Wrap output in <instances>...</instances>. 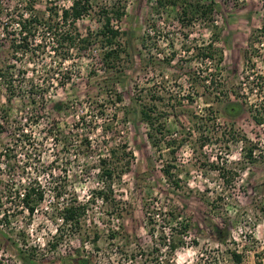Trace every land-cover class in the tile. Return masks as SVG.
<instances>
[{
    "label": "rangeland",
    "instance_id": "obj_1",
    "mask_svg": "<svg viewBox=\"0 0 264 264\" xmlns=\"http://www.w3.org/2000/svg\"><path fill=\"white\" fill-rule=\"evenodd\" d=\"M93 1L94 11L78 23L83 36L100 29V8L111 7L114 3L125 7V16L120 23L115 24L123 33L121 42L125 49L122 55L125 76L116 80V89L123 102L116 108L107 110L104 120L96 118L94 114L92 126L77 130L76 125L84 115L88 103L99 97H107L106 91L111 89L108 88L111 81H108L112 75L102 68L101 48L96 47L90 58H77L57 73L56 86L50 89L45 98L43 114L46 118L34 125L33 120L29 119L32 112L30 99L22 94L28 91V83L24 80L35 77V83H40L43 87L46 84L45 70L51 66L52 61L47 56L39 60L36 67L32 64L26 70L27 76L19 74V71H25V65L22 62L17 64L15 81L17 85H22V91L18 90L17 96L10 97L6 84L0 80V155L10 147L15 150L13 156L16 157L11 162L12 168H15L12 171H9L5 159L2 160L0 181H14L19 185L24 181L26 184L30 178L37 177L34 167L40 171L45 168L53 171L55 177L60 180L64 181L65 177H68L71 189H75L77 197L84 201L100 185L98 171L94 167L101 155H108L111 148L122 149L126 146L129 152L126 163H130L129 168L122 180L115 185L117 199L122 201L126 209L124 219L114 223L123 233L121 240L119 239L122 246L136 249L138 245H151L153 241L149 235L147 214L161 215L157 223L164 226L162 219L167 212L177 210L184 218L190 220L191 229L186 246L175 254L174 264H237L232 257L233 252L243 256L241 264H264V125H256L248 112L251 103H256L257 97H251V103H244L245 111L240 117L228 120L223 108L215 104L212 96L206 95L203 88L196 90L193 94L194 104L190 105L186 100L189 94L186 77L179 81L175 78L179 75L176 69L167 70L164 74L169 77V88L174 93L181 92L180 95H183L181 98L168 97L165 102L168 107H172L176 100L179 101L176 105H181L176 110L169 109L172 116L167 123L168 128L174 132V137L175 133L183 135L180 125L188 130L193 129L192 113H202L206 107H214L218 121L206 147L203 148L200 142H194L200 137V133H194L191 142L181 146L175 157L169 155L168 148L160 151L147 136L149 128L142 122L141 107L135 100L136 85L145 83L142 67L147 52H144L143 44H150L147 37L149 21L156 20L162 36H168L153 41L156 42L153 51L156 56L163 51L167 54L173 51L182 54L181 47L186 40L180 35L176 37L179 32L174 20L167 22V25L172 26L169 31L162 29L165 25L161 18L152 12L150 0ZM203 1L216 4L215 19L222 29L219 45L224 51V76L230 84L239 85L245 77L243 54L247 49L248 40L264 21V3L259 0ZM28 3L30 0H0V71L5 70L8 64H14L9 49L10 38L8 39L4 29L8 28V20L17 19L18 15L26 13ZM71 4V0H34L33 15L47 19L50 7L57 6L60 10L69 8ZM14 29L12 26L9 32L15 31ZM202 30L198 25L186 45H194L196 40L209 41L210 33ZM55 62L57 63V60ZM258 66L261 67V64ZM194 68L198 66L195 64ZM152 70L151 78L160 80L161 70ZM65 74L69 75V82L62 79ZM61 80L65 85L61 86ZM59 104L61 110L56 108ZM107 125L112 126V129L105 131ZM228 127L235 129L236 139L226 145L225 141L221 142L219 133L222 131L220 128L226 130ZM52 128L67 132L73 130L77 141V135L89 136L96 152L90 154L89 158L73 151L61 152V147L54 148L51 141H47ZM15 129L28 131L27 133L33 136V145L28 146L27 142L19 141L15 149L11 141V134ZM245 139L257 145L256 162L252 164L244 158ZM163 161H172L176 167L172 172L181 180V189H174L167 183L161 172ZM220 161L227 164L224 167L236 169L238 174L234 188L225 187L219 173L212 167L213 163ZM41 181L46 182L44 178H41ZM6 206L0 208V264H75L76 256L70 252L67 245L62 246L57 254L48 250V242L56 230L46 217V204L31 220L27 213L20 215L15 211V216L9 218L10 225L4 217L8 210ZM103 211L101 204L95 207L98 216L103 215ZM216 228L228 231L226 244L219 242L220 235ZM105 239L104 237L99 244L103 250L108 247ZM24 247L32 248L37 259L31 263L25 261L21 256ZM72 247L78 248L79 243L74 242Z\"/></svg>",
    "mask_w": 264,
    "mask_h": 264
},
{
    "label": "trees",
    "instance_id": "obj_2",
    "mask_svg": "<svg viewBox=\"0 0 264 264\" xmlns=\"http://www.w3.org/2000/svg\"><path fill=\"white\" fill-rule=\"evenodd\" d=\"M150 1L153 6L152 12L158 15L165 25L162 29L165 28L169 31L172 26L167 25V22L174 20L176 22L174 25L179 32L176 37L183 36L186 43L190 41L193 31L198 25L202 27V31L211 35L209 41L194 39L196 40L194 45L182 44V54L174 51L167 54L163 51L156 56L153 52L156 42L153 41L156 38L164 39L168 36H162V32L159 31V23L156 20L149 21L147 37L150 44H143L144 52H147L142 67L145 83L136 85L135 100L141 107V120L149 128L147 136L156 148L160 151L168 148L169 155L175 157L181 146L191 142L194 133H200V137L194 142L202 143L201 146L204 148L207 146L210 136L213 135L218 121L214 107H206L202 113H192L193 129L188 130L180 125L183 135L175 133L174 137V132L168 128L167 123L172 116L169 114V109L176 110L181 105H176L178 100L172 107L166 106L165 102L169 99L168 97L178 96L181 98L183 95H180L181 92L174 93L169 88V77L164 74L169 69L178 71L179 75L175 78L179 81L186 77L189 83V94L186 100L190 105L194 104L193 94L197 92L196 90L199 87L203 88L204 93L212 96L215 104L217 103L223 108L224 115L228 120L240 117L245 111L244 103H251V97H257L256 103H251L248 112L252 115L256 125L263 126L264 21L261 27L253 31L248 40L247 49L244 51L245 77L239 85H232L224 76V51L219 45L222 29L215 19L216 4L203 0ZM259 1L264 3V0ZM71 2L69 8L59 10L57 6L50 7L49 17L41 19L33 15L34 0H30L26 7V13L18 15L17 19L8 20V28L4 29L8 34V39L10 38L9 49L14 64H8L5 70L0 71V80L6 84L10 97L17 96L18 90L22 91V85H17V81H15V77H17L15 73L18 71L17 64L22 62L25 65V67L23 66L25 71H19V74L27 76L26 70L32 64L36 67L39 60L47 56L52 61L51 66L45 70L44 82L46 84L43 87L40 86V83H35V77L26 79L28 81L24 80L28 83V91L22 94L27 95L30 99L32 112L29 119L33 120L34 125L46 118L43 114L45 98L50 89L56 86L57 73L66 64L73 63L77 58H90L96 47L101 48L100 64L102 68L112 75L108 81V83L111 81L108 87L111 89H107L105 94L107 97H99L88 103L84 115L76 125L77 130L84 126L86 128L92 126L94 114H96V118L104 120L107 110L116 108L123 102L122 96L116 89V80H119L120 76H125V67L123 68L122 65V55L125 49L121 42L123 33L115 24L120 23L125 16V7L114 3L111 7L100 8L98 13L100 29L83 36L79 31L78 23L94 11V1L71 0ZM10 26H13L15 31L9 32ZM195 64L198 68H194ZM259 64L261 67L258 66ZM153 68L161 70L160 80L151 78ZM68 76L65 74L62 79L69 82L70 77ZM59 83L61 86L65 85L63 80ZM56 108L61 110V105H57ZM175 118L177 117L175 116ZM108 126L105 131L112 129V126ZM232 128L228 127L226 130L220 128L222 130L219 133L222 138L221 142L225 141L226 145L236 139L235 129ZM1 130L0 126V132H2ZM27 132L23 129H15L12 132L11 141L15 149L18 147L19 141L27 142L28 146L33 145L31 143L33 136ZM77 137L78 141L73 136V130L67 132L63 129L52 128L47 141H51L54 148L61 147L63 153L73 151L77 152V155L91 157L96 150L89 136L77 135ZM244 142L246 143L244 158L252 164L256 162L257 145H253L246 139ZM14 153V149L6 148L0 155V166L2 160L5 159L9 171L14 170L15 168H12L13 165H11L12 160L16 159L13 156ZM127 158H129V152L126 146L122 149L120 147L111 148L108 155H101L98 164L94 167L98 171L100 185L84 201L77 197L75 189H71L68 177H65L64 181L60 180L55 177L53 171L45 170V168L40 171L34 167L37 177L30 178L26 184L24 181L20 182L21 185L14 181L9 183L0 181V208L6 205L8 208L4 215L6 222L10 225L9 218L15 216V211L20 215L27 213L31 220L46 204V217L50 219L56 230L48 242V250L53 254H57L62 246L67 245L70 252L76 256L75 264H174L175 254L186 246V239L191 229L190 220L184 218L177 210L167 212L162 219L164 226L157 223V219L161 215L158 213L147 214L149 235L153 241L151 245L145 247L138 245L136 249H127L122 246V243H119L123 233L120 231V227L114 226V223L124 219L126 209L122 201L117 199L115 185L122 180L124 173L129 168L130 163L128 161L126 163ZM225 165L227 164L220 161L213 163L212 167L219 173L225 187L234 188L238 173H236V169L224 167ZM174 169L176 167L172 161H163L161 169L163 176L171 187L179 190L182 188L181 180L173 174L172 170ZM41 178H44L46 182L43 183ZM98 204L104 208L103 215L98 216L95 212V207ZM216 231L220 235L219 242L226 244L228 231L224 232L218 228ZM104 237L108 242V247L105 250L101 249L99 245ZM74 242L79 243L78 248L72 247ZM21 256L28 263L37 259L36 253L28 247L21 251ZM232 257L237 264L243 262V256L237 252H233Z\"/></svg>",
    "mask_w": 264,
    "mask_h": 264
}]
</instances>
